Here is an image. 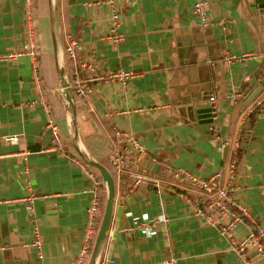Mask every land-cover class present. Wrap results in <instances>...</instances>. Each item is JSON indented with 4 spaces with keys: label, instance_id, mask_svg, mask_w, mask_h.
I'll list each match as a JSON object with an SVG mask.
<instances>
[{
    "label": "crops",
    "instance_id": "crops-1",
    "mask_svg": "<svg viewBox=\"0 0 264 264\" xmlns=\"http://www.w3.org/2000/svg\"><path fill=\"white\" fill-rule=\"evenodd\" d=\"M207 1L211 24L204 27L192 12L194 0H56V48L69 84L75 72L84 74L83 62H95L104 75L135 74L126 85L97 82L87 98L75 99L84 149L108 164L121 146L114 130L132 135L145 150L132 170L161 181L131 189L130 178L113 177V211L99 263L175 258L177 264H243L224 237L163 185L171 167L201 178L220 172L264 228V90L236 112L249 86L264 76V5ZM38 3L30 21L37 72L29 55L0 62V264H75L86 241L95 183L99 193L104 185L106 196L105 184L79 155L58 101L49 4L43 0L39 11ZM27 6V0H0V53L27 42ZM112 12L118 14L117 33L125 37L117 43L110 38ZM71 40L79 43L74 60L65 54ZM245 54L251 57L239 59ZM226 56L237 58L227 62ZM197 100L216 108V127L202 128L179 111ZM49 119L58 127L62 150ZM12 136L17 141L6 140ZM29 196L32 210L26 209ZM155 220V229L125 230Z\"/></svg>",
    "mask_w": 264,
    "mask_h": 264
},
{
    "label": "built area",
    "instance_id": "built-area-1",
    "mask_svg": "<svg viewBox=\"0 0 264 264\" xmlns=\"http://www.w3.org/2000/svg\"><path fill=\"white\" fill-rule=\"evenodd\" d=\"M130 2V0H123ZM32 3L34 1L27 0L28 8V40L21 49L11 52L0 53V62L14 61L22 55H29L33 60V68L37 72L35 63L36 47L34 42V31L30 25L32 18ZM208 1L194 0L192 6L193 14L199 19L200 24L204 27L211 23L207 18ZM111 28L110 38L117 43L125 39L123 34L117 33L116 26L118 24V14L112 12L111 14ZM72 42L66 48V54L69 59L74 60L76 57V50L79 49V43ZM251 57V55H243L239 59ZM235 56H226L227 62L236 59ZM84 74L77 72L71 76L70 86L75 96L79 98H87L93 91V87L97 82L107 80H117L123 85L127 81L135 77L130 71L118 70L108 75H104L97 71V65L91 61L89 63H80ZM230 98V96H227ZM234 99V98H231ZM214 97H210L209 101H213ZM48 128L54 136L57 147L62 150L64 148L57 125L49 119ZM115 135L120 139L121 146L114 150L109 156V163L115 170V176L118 179L124 180L125 177L130 178V188H136L140 184L147 182L158 187L161 181L150 176L136 173L132 169L139 165L145 155V150L140 140L134 138L132 135L119 134L114 130ZM6 140L14 142L17 137L12 136ZM168 173L171 179L163 182L167 189L174 191L179 197L185 200L191 209L192 214L204 220L211 225L220 236L224 237L229 244V251L236 255L238 260L243 264H264V228L258 225L250 213L249 207L234 193L238 188L230 179L222 180L220 172H215L208 178H201L182 168H169ZM34 196H29L26 200L27 210H32V200ZM99 207H100V193L98 191V183H95L92 200L87 208L88 230L85 244L77 258L75 264H86L91 252V240L95 237L99 224ZM163 221H165L163 219ZM158 220L152 222H142L125 230L132 229H153L156 227ZM242 228V231L239 229ZM155 229V228H154ZM37 231H34V240H37ZM33 245L40 246L38 241H33ZM103 264V263H98ZM156 264H177L175 258L163 259Z\"/></svg>",
    "mask_w": 264,
    "mask_h": 264
},
{
    "label": "water",
    "instance_id": "water-1",
    "mask_svg": "<svg viewBox=\"0 0 264 264\" xmlns=\"http://www.w3.org/2000/svg\"><path fill=\"white\" fill-rule=\"evenodd\" d=\"M251 7H253L254 3L258 4L259 7L264 5V0H246ZM49 11H50V20H51V30L52 37L54 43V55H55V68L57 74V98L65 111L68 123L70 126V130L72 132L74 144L78 150L79 155L83 159V161L89 166L95 168L99 174L101 175L102 181L106 186V196L104 208L101 216V220L99 222L93 245L91 248V252L86 264H98L100 255L102 252V248L107 236L108 229L110 227L113 204H114V195H115V187H114V178L110 173L109 169L95 161L84 149L78 128H77V118L75 113V97L73 90L65 77V70L63 63L61 62V54L57 53L56 43L60 42V29H59V15L58 8L56 5V0H48ZM264 90V76L260 77L249 86L247 91L248 96L242 102L243 106L236 112H240L245 109L247 106L252 104L254 100L263 92ZM239 100L237 101V103ZM238 108V107H236ZM235 108V110H236ZM179 111L190 121L199 125L202 128H205L207 125H213L216 127L218 122L217 110L214 108L209 102L204 100H197L185 105L179 109ZM212 127V128H213Z\"/></svg>",
    "mask_w": 264,
    "mask_h": 264
},
{
    "label": "trees",
    "instance_id": "trees-1",
    "mask_svg": "<svg viewBox=\"0 0 264 264\" xmlns=\"http://www.w3.org/2000/svg\"><path fill=\"white\" fill-rule=\"evenodd\" d=\"M35 1V0H34ZM66 54V53H65ZM74 97H75V99H76V101L78 100V98L79 97H77V96H75L74 95ZM113 132V131H112ZM77 156V155H76ZM77 157H79V156H77ZM108 169H109V171H110V173L112 174V176L115 178V170L113 169V167L109 164V161H108V164H104ZM88 167V166H87ZM88 168H90V169H92V171H94L95 172V174H96V176H97V178L99 179V181L100 182H102V178H101V175L99 174V172L95 169V168H93V167H91V166H89ZM101 193H100V207H99V218L98 219H101V216H102V212H103V208H104V203H105V187H104V185H101ZM99 225V224H98ZM96 227H98V226H96ZM93 241H94V238H92V240H91V244H93Z\"/></svg>",
    "mask_w": 264,
    "mask_h": 264
},
{
    "label": "rangeland",
    "instance_id": "rangeland-1",
    "mask_svg": "<svg viewBox=\"0 0 264 264\" xmlns=\"http://www.w3.org/2000/svg\"><path fill=\"white\" fill-rule=\"evenodd\" d=\"M32 1H33V0H32ZM33 4H34V3H32V10H33ZM42 4H43V0H39V3H38V5H40V6H39V11H40V9L43 7ZM38 15H39V13H38ZM234 100H235V99H234ZM165 187H166V186H165ZM165 190H166V189H165Z\"/></svg>",
    "mask_w": 264,
    "mask_h": 264
},
{
    "label": "bare ground",
    "instance_id": "bare-ground-1",
    "mask_svg": "<svg viewBox=\"0 0 264 264\" xmlns=\"http://www.w3.org/2000/svg\"><path fill=\"white\" fill-rule=\"evenodd\" d=\"M62 54V53H61Z\"/></svg>",
    "mask_w": 264,
    "mask_h": 264
}]
</instances>
